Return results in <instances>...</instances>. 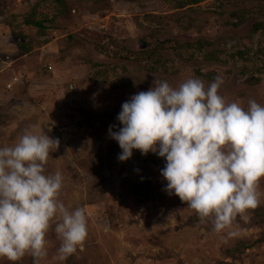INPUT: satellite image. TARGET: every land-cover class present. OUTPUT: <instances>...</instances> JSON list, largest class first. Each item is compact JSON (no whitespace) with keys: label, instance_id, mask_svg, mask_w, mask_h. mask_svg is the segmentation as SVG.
<instances>
[{"label":"rangeland","instance_id":"obj_1","mask_svg":"<svg viewBox=\"0 0 264 264\" xmlns=\"http://www.w3.org/2000/svg\"><path fill=\"white\" fill-rule=\"evenodd\" d=\"M217 76L226 102L264 106V0H0V147L25 130L58 139L45 174L62 173L59 199L87 219L83 250L65 261L53 222L40 264H264V242L237 259L225 252L263 229L233 225L228 237L191 224L196 213L164 194L165 159L133 149L121 162L109 135L121 105L154 80L207 87ZM139 185L168 202L151 209ZM258 191L249 219L264 215V178Z\"/></svg>","mask_w":264,"mask_h":264},{"label":"clouds","instance_id":"obj_2","mask_svg":"<svg viewBox=\"0 0 264 264\" xmlns=\"http://www.w3.org/2000/svg\"><path fill=\"white\" fill-rule=\"evenodd\" d=\"M217 76L207 87L188 78L177 87L155 81L147 91L121 105L118 131L109 128L121 153L133 149L165 159L161 176L165 191L176 195L216 234L236 235L239 217L260 204L264 178V106L254 99L245 109L226 102ZM59 140L25 130L14 145L0 147V258L16 264L25 255L33 264L47 256L46 236L53 228L60 241L55 259L65 261L83 250L87 219L83 208L70 209L59 199L60 171L45 174ZM107 230V229H105Z\"/></svg>","mask_w":264,"mask_h":264},{"label":"trees","instance_id":"obj_3","mask_svg":"<svg viewBox=\"0 0 264 264\" xmlns=\"http://www.w3.org/2000/svg\"><path fill=\"white\" fill-rule=\"evenodd\" d=\"M25 23L28 25L34 26L38 29H41V30L44 29L42 22H39V21H35V20H31V19L26 18ZM255 82H258V79H256ZM137 188L141 191L142 196L147 197V198L149 197L153 200L152 205L149 206L151 209L155 206V203L164 204V202H168V201L169 202L172 201V203L175 204V207L180 205L182 208H188V206L184 202H182L178 196L170 197V195L166 191L164 194L169 198L168 201L163 200V197L160 195L155 197L151 193L145 191V189L143 187H141V185H139V187H137ZM198 223H200V220L196 214V216H194L191 219V224L196 225ZM234 225H238L240 228H242L244 230H249V229H253V228L263 229V230L260 233V237L258 240L248 241V242L237 241L231 248H229L228 250L225 251L229 257H231L233 259H237L240 256H242V254L244 253V251L246 249H249V248L255 247V246H259L264 242V215L255 214L247 222H242L240 220H237Z\"/></svg>","mask_w":264,"mask_h":264}]
</instances>
